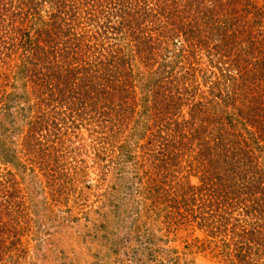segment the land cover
<instances>
[{
  "label": "rangeland",
  "instance_id": "rangeland-1",
  "mask_svg": "<svg viewBox=\"0 0 264 264\" xmlns=\"http://www.w3.org/2000/svg\"><path fill=\"white\" fill-rule=\"evenodd\" d=\"M164 20V34H175L156 47L112 29L126 23L155 37ZM123 56L133 119L119 111L122 95L92 108L81 82L77 91L57 84L83 63L101 60L106 72ZM170 77L172 86H157ZM159 88L167 100L147 130L145 101ZM158 137L171 139L166 155ZM218 141L214 153L239 169L223 161L222 177L248 187L229 199L226 224L224 202L189 211L145 191L162 181L201 187L203 157ZM261 192L264 0H0V264H264V199L253 202Z\"/></svg>",
  "mask_w": 264,
  "mask_h": 264
},
{
  "label": "trees",
  "instance_id": "trees-1",
  "mask_svg": "<svg viewBox=\"0 0 264 264\" xmlns=\"http://www.w3.org/2000/svg\"><path fill=\"white\" fill-rule=\"evenodd\" d=\"M150 9H151L152 13H155L154 8H150ZM148 10L149 9L145 10L146 15H148ZM158 14L160 15V13H158ZM169 15H171V14L168 13V15H164L165 16L164 19H169ZM125 24L122 26H115V27L112 26V29H114L118 32L119 31L122 32V29H124V31L126 33H128L129 36L133 37V40L136 42V44H138V45L141 44V46L142 45H148L149 42H150V44H154L153 43L154 40H156L155 47L157 45V42L169 44L171 42V40L173 39V35L175 34L172 29H171L172 32L170 30L168 31V32H170L169 34H167V35L164 34L163 30H165L167 28L170 29L169 26L171 25V23L169 21H166V20L163 21L162 26L159 28V33L157 35H155V37L152 35H149V34H146V35L138 34L135 30L133 31V30L129 29L128 26H130V24H126V26H125ZM178 27L179 28H176V31L178 32V35H181L183 37L182 39H183L184 45L181 49H184V47L186 46L185 38H184L185 30H184V28H182V24L179 25ZM131 28H132V26H131ZM179 29H181V31H179ZM140 31H141V29H140ZM185 35H186V32H185ZM39 45H41V44H37V47ZM146 47L147 46H145V48ZM141 49H142V47H141ZM40 50H42V52H43V46H41ZM52 50L50 49L49 51H52ZM49 51H47V52H49ZM142 51H144V50H142ZM99 62H101V60L96 61L94 63L90 62V65L83 63L82 66L85 68L86 71H84V69H80V70H77L78 72H76L74 74H70V75L68 74L69 75L68 79L70 80V82L67 80L62 81L59 77H57L56 73L58 71L56 69H54L52 71V73H49L48 75H50L51 77H54L55 79L57 77V84H59L58 83V81H59L61 86H62V87H60V88H62L61 89L62 92L64 91V89L77 91L79 88H77L76 86L81 82V84H83L88 90L86 92H83L82 96L87 95V98H88L87 103L90 106H92V108H95V107L99 108L103 104V102L106 103L107 101H109V99L113 100L114 97L118 98V96L122 95V97L118 100L120 102L119 105H121V108L119 111H121L122 116H125L124 119H133L134 115L136 114V110L138 108L133 103L136 100V94H135V91L133 90V88H132V90L131 89L130 90H124L123 89V87L126 85L133 86V83L131 81H130V83H126V80H123V82H121L119 79L121 77V72H120V70L118 71L119 68L127 66V62H129V60L128 59L125 60L124 56L119 57V60H117V62L111 63L109 65L108 71L106 69V72L104 70H101V69L105 68L106 66L104 65V67H102L101 65H99V64H101ZM99 70H101V73H103V75L101 77L97 76ZM170 71L171 70H168V72H170ZM39 72H37V73H39ZM94 72H96V73H94ZM172 75L173 74L171 73V77H172ZM102 77L105 79H102ZM171 77L167 78L168 80L166 82H163V84H159L157 82V86L160 87L162 85H165V83H167V85H165V86H168V85L172 86L171 82H173V80ZM96 78H99V79H97V81L95 80V82H96L95 85H92L94 79H96ZM73 79L74 80L76 79L77 82H74V84H71ZM114 79H116V80L118 79L115 84H113ZM104 80L107 82V84L109 83L110 85L105 84L103 82ZM40 84L43 85V83H41V82H40ZM93 87H94V90H89L90 88H93ZM90 93H91V97H90ZM153 93H154V96L152 97V99L145 101L147 104V106H145V108L147 110L148 116L151 118V120H153L152 124L148 125L147 130L151 129V128H155V127H153V125H155V106H156V110L158 111V114H162L161 106H163V104L161 105V103H158V102H161L160 100H162V102L167 100L166 99L167 94H165L164 91L160 90V88L155 89ZM159 97H160V99H159ZM89 99H90V101H89ZM168 103L169 102H167V104ZM132 106H134V112L135 113H134V115H128V110H130V108ZM173 107H175V106H173ZM170 108H171V106H170ZM170 108H168L169 112H170ZM175 120H177V118H175ZM181 123L184 127L187 126L186 121H184V122L181 121ZM168 126H170V124ZM179 127L180 126L178 124L174 128H179ZM123 129H124V127L120 128V131H123ZM167 129H168V127H167ZM145 135H146V133H145ZM153 136H154V133H150V138H152ZM158 139L166 141V143L163 144V148H162L163 154L166 155L167 153H166L165 148L167 147V149H168L169 141H171V139L168 137H161V138L158 137ZM173 143L174 142H172V144ZM218 144H220L219 141L214 143L212 146H210L208 151H207V153H209V154H206L207 158L205 159V157H203L205 160V168L206 167L207 168L204 170V172L206 174H204L202 177L203 183H202L201 187L195 188L190 183H187V182L181 183L180 181H179V183H177L176 187L175 186L169 187L161 179L162 182L159 183L158 185L155 184V188L153 187L154 188L153 191L149 190L151 188H145V191L147 193H150L149 196L155 195L154 199H155L156 203H159V204H163V203L166 204V202H171V204L176 203L178 205V207H184L187 210L190 209L189 206L191 208L192 207L194 208V205L205 206V207L217 205L219 207L220 205H223V202H224L226 205L224 207H226V208L229 207L230 209L225 211V213H223V212L220 213L218 216V218H219L218 220L221 221L222 223L227 222V220L231 219V217L233 216L232 212H231L232 207H231V203H230L229 199H231V200L235 199L242 192H246L245 190L248 187L244 186V188H240V189L233 188V185H234L233 178L234 177H231L229 171L226 173L225 177H222L221 171H222V169H224V166L222 165L223 161L227 162L228 166H225V167H230L228 169H230L233 173H236V171H238L239 169H238V165L234 164L235 163L234 161H231V162L227 161V159L225 157L222 160L221 159V157L223 156L222 154L216 155L214 153ZM178 145L179 144H177V146ZM180 145H181V147L180 146L174 147L175 149L180 151L179 153H181L182 149H185L188 146V144H185V143H181ZM148 148L150 149V147H148ZM179 153L178 154L174 153L175 154V155L173 154L174 157L170 158L171 162L169 161L168 164H170V165L176 164L173 162V160L176 159L175 156H177L179 158V156H180ZM211 154H213V155H211ZM161 159H163L164 163H165L166 158L164 156H162L159 159V162L161 161ZM209 165H213L212 168H210ZM241 170L239 171V173L240 172L243 173V171H241ZM146 174H147L148 178L150 180H152V182L155 181L156 177H155V174L153 173V171L148 170L146 172ZM156 175H160V176L165 177L166 175H168V172H167V174L156 173ZM174 175L175 174H173V176ZM168 177H172V174H169L168 176H166V178H168ZM158 180H159V177H158ZM257 185H258V186H256L257 188L260 187L259 184H257ZM260 191H263V190H260ZM250 192H251V190H250ZM261 195H262L261 197L256 195L255 198H253V202L255 204H257V202L262 201V199H264V194H262V192H261ZM201 201H204V202H201ZM197 203H198V205H197ZM263 203H264V201H263ZM262 209H264V206H261V210ZM257 211H260V207L258 208ZM255 213L258 214V212H255ZM258 225H259V223H256L255 227H257ZM169 231L170 232L173 231L172 227H169ZM249 231L251 234H257V231L254 227L253 228L251 227ZM158 238L159 237L155 236V240H158Z\"/></svg>",
  "mask_w": 264,
  "mask_h": 264
}]
</instances>
